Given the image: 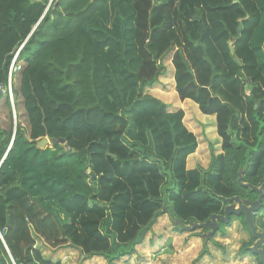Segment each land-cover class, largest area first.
Segmentation results:
<instances>
[{
    "label": "trees",
    "instance_id": "1",
    "mask_svg": "<svg viewBox=\"0 0 264 264\" xmlns=\"http://www.w3.org/2000/svg\"><path fill=\"white\" fill-rule=\"evenodd\" d=\"M168 55L178 98L215 116L220 153L206 169L186 168L198 142L184 112L146 94ZM13 60L27 128L13 126L6 91L0 264H62L37 240L118 264L163 211L205 224L258 190L264 235V0H0V87ZM43 138L64 144L41 149ZM234 221L250 237L241 254L261 264L244 212L216 234Z\"/></svg>",
    "mask_w": 264,
    "mask_h": 264
},
{
    "label": "rangeland",
    "instance_id": "2",
    "mask_svg": "<svg viewBox=\"0 0 264 264\" xmlns=\"http://www.w3.org/2000/svg\"><path fill=\"white\" fill-rule=\"evenodd\" d=\"M170 59L171 55H168L163 60L162 64L165 66L166 72L152 88L146 91V94L167 104L170 112L178 110L184 112L183 124L197 137L198 142L195 153L187 158L186 168L188 170L197 167L206 169L211 156L220 153V139L215 130V116L203 115L196 103L188 99L181 101L178 98L174 89L173 68ZM11 65L15 66L14 60ZM14 73V84H17L18 70L17 72L15 70ZM8 95L12 101L13 126L15 127L17 121L20 120V124L27 128L22 104L19 102L15 108L13 94ZM4 99L5 93L0 100V126L8 130L11 122L9 109L5 106ZM16 114H19L18 118ZM231 204L233 203L229 202L227 206ZM233 205H235V209L239 208V204L234 203ZM225 217V214H217L205 224L196 223L183 226L180 221H173L170 215L163 211L145 235L142 243L136 246V253L118 264H258L251 255L241 254L242 243L247 242L250 237L239 222L234 221L231 226L222 227L217 234L212 232L214 226L218 227V220L224 221ZM176 222L180 228L184 229L183 232L175 230ZM205 226L209 228L207 232L203 228ZM257 232L261 233L260 230ZM36 246L47 258L60 260L64 264H106L101 257L82 260V254L78 249L69 250L64 247L53 250L46 247L40 240H37ZM261 249H264V243L261 244Z\"/></svg>",
    "mask_w": 264,
    "mask_h": 264
},
{
    "label": "water",
    "instance_id": "3",
    "mask_svg": "<svg viewBox=\"0 0 264 264\" xmlns=\"http://www.w3.org/2000/svg\"><path fill=\"white\" fill-rule=\"evenodd\" d=\"M238 32L240 33L241 29H239ZM11 69H12V67H10V70ZM5 90H6V86H2L1 89H0V100L3 98V95H4L3 92ZM11 104H12V101H11ZM59 143L64 144V140L63 139L54 140V139L43 138L40 141H38L37 146L39 148L43 149L46 146H48L49 144L54 146V145H57ZM258 192L260 193V196L258 197V200L256 202H254V203L246 202L249 206H247L243 202L241 203V200L236 199V198L232 199V200H229L230 203L239 204V208L235 209V205H233V204L227 206L225 208V211H224V214L226 216L225 220L224 221L220 220V221H223L224 223H228L230 214L237 215V214H240L241 212H244L245 213V220H246V222L248 224V227H249V229L251 231L252 237L256 240L254 245L251 248H249V250H250V252L253 255L259 256L260 263L264 264V249L260 248L261 244H263V242H264V235L257 232V229H256V227H255V225L253 223V214H254V212H256L258 210L259 204H260V201H261V196H262L261 190H258ZM217 228H218L217 225L214 226L212 232H215V230Z\"/></svg>",
    "mask_w": 264,
    "mask_h": 264
},
{
    "label": "clouds",
    "instance_id": "4",
    "mask_svg": "<svg viewBox=\"0 0 264 264\" xmlns=\"http://www.w3.org/2000/svg\"><path fill=\"white\" fill-rule=\"evenodd\" d=\"M11 67H12V69L9 71L10 72V74H9V79H8V88H6V90L3 92V94L6 92V91H8L9 93L8 94H12L11 92V73H12V71H13V65H11ZM0 89H1V87H0ZM10 102H11V100H10Z\"/></svg>",
    "mask_w": 264,
    "mask_h": 264
},
{
    "label": "crops",
    "instance_id": "5",
    "mask_svg": "<svg viewBox=\"0 0 264 264\" xmlns=\"http://www.w3.org/2000/svg\"><path fill=\"white\" fill-rule=\"evenodd\" d=\"M148 90V89H147ZM37 247V246H36ZM67 249H69V250H71V249H73V248H70V247H66ZM41 250V249H40ZM42 251V250H41ZM58 251V250H57ZM42 254H43V252H42ZM43 256H44V254H43ZM82 257V260L84 259L83 258V256H81ZM44 258H46V259H50L51 260V258L49 257V258H47V256H44ZM51 261H53V262H56V261H58V260H55V259H53V260H51ZM59 262H61L60 260H59ZM62 264H64V262H61Z\"/></svg>",
    "mask_w": 264,
    "mask_h": 264
},
{
    "label": "flooded vegetation",
    "instance_id": "6",
    "mask_svg": "<svg viewBox=\"0 0 264 264\" xmlns=\"http://www.w3.org/2000/svg\"><path fill=\"white\" fill-rule=\"evenodd\" d=\"M256 241V240H255ZM260 248H261V246H260ZM257 256V255H256ZM258 258H259V256H257Z\"/></svg>",
    "mask_w": 264,
    "mask_h": 264
}]
</instances>
